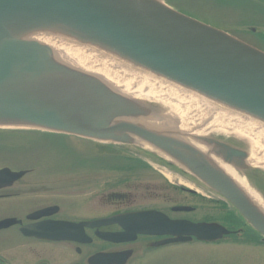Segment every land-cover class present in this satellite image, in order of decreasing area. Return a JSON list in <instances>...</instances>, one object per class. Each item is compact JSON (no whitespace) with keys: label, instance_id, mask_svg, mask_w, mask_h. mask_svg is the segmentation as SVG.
<instances>
[{"label":"water","instance_id":"obj_1","mask_svg":"<svg viewBox=\"0 0 264 264\" xmlns=\"http://www.w3.org/2000/svg\"><path fill=\"white\" fill-rule=\"evenodd\" d=\"M41 25L69 27L167 78L262 119L264 51L161 0H0V123H26L101 139H114L118 130L134 133L152 146L178 155L183 165L214 183L264 234L261 209L254 207V202L243 197L233 181L206 160L195 162L189 155L194 151L191 145L158 136L129 122L110 125L105 115L111 107L68 108L61 102L62 92L50 89L51 94L46 93L43 85L47 78L59 73L75 74L51 60L48 46L13 36L14 29ZM129 113L143 114L131 110ZM176 132L178 138L183 137L179 130ZM194 138L200 143L220 144L215 153L224 155L227 163L244 155L241 150L204 135ZM24 173L1 168L0 187L11 185ZM191 209L176 207V210ZM153 213L164 215L155 211L137 215L148 217ZM12 222L4 220L0 227ZM222 232L229 231L223 228Z\"/></svg>","mask_w":264,"mask_h":264},{"label":"flooded vegetation","instance_id":"obj_2","mask_svg":"<svg viewBox=\"0 0 264 264\" xmlns=\"http://www.w3.org/2000/svg\"><path fill=\"white\" fill-rule=\"evenodd\" d=\"M207 138L244 152L227 163L224 155L215 153L220 144L202 143L245 179L248 186L241 181L238 192L264 205V169L249 164V148L231 138ZM155 148L126 152L123 191L112 189L95 206L96 212L86 215L68 214L62 201L33 202L29 197H40L41 192L33 194L36 184L21 181L33 170L11 168L25 173L0 187V205L10 211L0 222L13 221L0 227V264H264V234L214 183L182 168L173 152ZM181 197L214 206L218 213L199 217L198 203H180ZM7 199L15 201L2 203ZM178 206L192 209L176 210ZM145 211L165 217L137 215ZM261 213L264 216L263 208Z\"/></svg>","mask_w":264,"mask_h":264},{"label":"rangeland","instance_id":"obj_3","mask_svg":"<svg viewBox=\"0 0 264 264\" xmlns=\"http://www.w3.org/2000/svg\"><path fill=\"white\" fill-rule=\"evenodd\" d=\"M161 1L216 28L227 30L264 51V0H172L170 3L166 0ZM110 49L112 50V48ZM113 52L130 59L133 63L135 62L119 51L114 50ZM54 59L55 64L76 72L75 76L59 73L47 78L43 85L46 93L51 94L50 89L62 92L63 100L61 102L68 108H78L85 105L103 110L111 107L105 115V118H109L108 121L105 119L109 124V120L112 119L110 113L114 114L113 116H119L125 109L127 110L123 106V102L129 101L132 95L123 94L121 92L122 87L112 84L94 72L73 70L69 66L70 62L64 60L56 52H54ZM181 85L212 98L216 102L222 103L223 106L240 110L244 114L264 121V119L226 102ZM132 102L140 103L146 109L150 108L166 116L171 114L169 106L160 100L136 97ZM148 112L151 113L150 110ZM213 118L211 115L206 116L201 120V124L210 123ZM212 135L231 138L240 144L243 143L250 151L253 148L252 141L245 134L237 131L212 126L204 136ZM139 149H146V147L125 140L101 139L56 132L26 123H0V167H10L15 170L31 168L33 170L30 173V175L32 174L31 177L25 176L21 181L35 183L36 186L32 189L33 194L40 191L41 196L29 198L33 202L53 203L62 201L68 214L82 212L81 214L86 215L96 212L95 206L99 201H102L103 196H107L115 188L123 191L122 182L125 178L126 152ZM121 155L123 158L119 157ZM253 167L264 169V164ZM180 178L181 181L185 180V182L189 180ZM199 190L201 193L213 196L208 190ZM13 200L15 201V199H7L2 203H11ZM179 202L190 205L198 203L195 200H182V197ZM30 204L28 203V205ZM71 207L75 211L70 209ZM164 207L166 206L164 205ZM197 207L199 209L196 211V215L199 217L203 214L218 213V210L211 205L198 203ZM80 208L82 211H79ZM5 209L8 210L9 207L1 204L0 216L10 212Z\"/></svg>","mask_w":264,"mask_h":264},{"label":"bare ground","instance_id":"obj_4","mask_svg":"<svg viewBox=\"0 0 264 264\" xmlns=\"http://www.w3.org/2000/svg\"><path fill=\"white\" fill-rule=\"evenodd\" d=\"M13 36L24 41H36L46 45L52 51L50 55L52 61L55 60L53 53L56 52L64 60L70 62L69 66L73 70L94 72L112 84L122 87L123 94L132 95L129 101L123 102V106L127 110L125 109L119 116H112V119L109 120L110 125L117 122H129L158 136H164L181 143L185 142L194 148V151L189 155L195 162L206 160L235 184L246 183L235 170L228 168L224 162L210 155L209 147L198 143L194 136L206 134L212 126L240 132L253 143L249 164L252 166L264 164V121L244 114L240 110L223 106L222 103L216 102L212 98L185 88L140 64L133 63L130 59L117 55L111 49L74 32L69 27L62 25L20 27L13 30ZM67 72L72 71L67 70ZM75 72L73 73L75 74ZM136 97L160 100L169 106L171 114L159 117L155 113H147L148 110L145 106L132 102ZM130 110L139 113L141 111L143 114L133 116L129 113ZM210 115L212 118L214 117V120L201 124V120ZM177 130L183 133L182 138L175 135L178 133ZM115 135L114 139L130 141L149 149H155L154 146L134 133L118 130L115 131ZM181 165L186 168L185 165ZM253 202L254 207L259 210L264 209V205L259 200Z\"/></svg>","mask_w":264,"mask_h":264},{"label":"trees","instance_id":"obj_5","mask_svg":"<svg viewBox=\"0 0 264 264\" xmlns=\"http://www.w3.org/2000/svg\"><path fill=\"white\" fill-rule=\"evenodd\" d=\"M166 1H167V2H169V3H170V2H172V0H166ZM119 157L123 158V156H122V155H121V156H119Z\"/></svg>","mask_w":264,"mask_h":264}]
</instances>
